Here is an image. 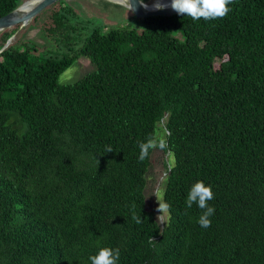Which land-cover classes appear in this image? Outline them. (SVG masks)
<instances>
[{"label":"trees","instance_id":"obj_1","mask_svg":"<svg viewBox=\"0 0 264 264\" xmlns=\"http://www.w3.org/2000/svg\"><path fill=\"white\" fill-rule=\"evenodd\" d=\"M23 2L0 0V17ZM229 7L86 36L61 1L42 27L54 55L21 34L0 52V264H91L102 247L118 264H264V0ZM82 57L96 71L60 84ZM161 124L174 159L163 227L145 194L154 150L138 161ZM197 181L214 193L207 229L185 204Z\"/></svg>","mask_w":264,"mask_h":264},{"label":"rangeland","instance_id":"obj_2","mask_svg":"<svg viewBox=\"0 0 264 264\" xmlns=\"http://www.w3.org/2000/svg\"><path fill=\"white\" fill-rule=\"evenodd\" d=\"M65 2H68V5H71L77 11L82 21L91 22V24L87 26L88 29L85 32L86 36L90 35L93 27L98 26L107 29L115 27H130L136 29L140 33L145 29L143 21L141 19H136L123 5L111 3L107 0H67ZM52 8H49V10L47 8L46 10L48 11L41 13L42 15L36 22L31 21L27 26L19 28L15 36L16 39V37L21 34L23 40L36 44L39 48V56L41 58L54 55V52L59 49V45L52 39L48 38L42 28L44 24L47 23V15ZM175 36L181 35L176 32ZM96 69V66L91 64L88 59L82 57L70 69L62 74L59 82L60 84L76 83L95 72ZM156 137L166 138L164 124L158 126ZM173 164L174 159L170 153H165L159 149L154 150L153 164L146 176L148 181L145 192L147 206L150 211L156 214L157 220L162 227L164 224H167L169 217L167 210L163 213L158 211L159 201L162 204H165L163 199L167 185V175L165 174H167L169 167ZM160 215H162V221L158 219Z\"/></svg>","mask_w":264,"mask_h":264},{"label":"clouds","instance_id":"obj_3","mask_svg":"<svg viewBox=\"0 0 264 264\" xmlns=\"http://www.w3.org/2000/svg\"><path fill=\"white\" fill-rule=\"evenodd\" d=\"M139 3L144 8L148 9V5L144 3V0H139ZM232 3H234V0H171L169 5L162 3L161 0H155V3L152 5V10H163L167 7H170L178 15L183 17L187 16L193 21H199L201 19L205 21H211L224 18L231 11L229 5ZM127 8L128 11H135L129 0H127ZM166 135H171V133L166 131ZM138 147L139 162L145 161L149 157L150 152L153 150L159 149L163 151L169 149L166 139L154 136H149L144 141H141L138 144ZM112 151L113 148L110 146L105 148L106 153H110ZM213 199L214 193L211 186H206L203 181L195 182L193 185H191L187 192L185 200L186 207L192 208L193 205H196L197 208L201 210V214L197 219V223L201 228L207 229L211 226L212 221L210 218L215 214V208L214 206L209 205V201ZM169 207V205L162 204L159 201L158 211L163 213ZM132 218L137 224L143 222L141 216H136L134 214ZM158 219L162 221V215H160ZM149 242L152 243L154 240L150 238ZM119 259V249H113L110 247H102L95 255H91L89 257L91 264H118Z\"/></svg>","mask_w":264,"mask_h":264},{"label":"water","instance_id":"obj_4","mask_svg":"<svg viewBox=\"0 0 264 264\" xmlns=\"http://www.w3.org/2000/svg\"><path fill=\"white\" fill-rule=\"evenodd\" d=\"M67 0H26L18 8L10 12L9 14L0 17V34L6 30H9L15 26L23 28L33 21L37 16L44 12L47 8L53 6L56 3ZM130 4L133 5L135 11H130L136 19H146L149 17L165 16L171 17L178 15L170 7L163 10H152V5L155 1L148 5V9L144 8L139 0H129ZM170 5V4H169ZM127 8V0L124 5ZM128 9V8H127ZM17 32L12 36L5 47L0 51L2 52L12 44L15 39Z\"/></svg>","mask_w":264,"mask_h":264},{"label":"bare ground","instance_id":"obj_5","mask_svg":"<svg viewBox=\"0 0 264 264\" xmlns=\"http://www.w3.org/2000/svg\"><path fill=\"white\" fill-rule=\"evenodd\" d=\"M111 3H115V4H120V5H124V3H126V0H107ZM162 3H166V4H170L171 0H161Z\"/></svg>","mask_w":264,"mask_h":264}]
</instances>
